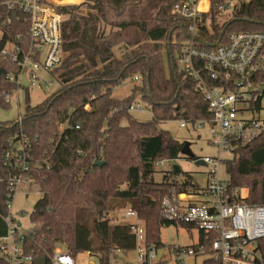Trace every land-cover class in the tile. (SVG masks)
Returning a JSON list of instances; mask_svg holds the SVG:
<instances>
[{
    "label": "trees",
    "instance_id": "1",
    "mask_svg": "<svg viewBox=\"0 0 264 264\" xmlns=\"http://www.w3.org/2000/svg\"><path fill=\"white\" fill-rule=\"evenodd\" d=\"M179 1L184 0H86L84 12L79 6L59 7L66 13L62 34L68 54L54 73L62 88L38 105H27L22 124L0 123V235L7 231V170L1 156L10 140L24 133L32 144V160L48 163L32 168L42 197L30 214L35 225L25 247L35 259L45 256L51 264L49 256L60 246L74 257L89 252L99 264H114L117 250L137 245L129 223L114 220L121 208L135 209L146 241L165 248L161 229L172 223L161 216V201L171 189L188 191L197 185L189 178L154 180L156 161L180 158L185 143L159 130L158 123L210 116L193 81L178 68L188 38L185 19L172 13ZM221 1L211 0L204 13L210 24L200 31V47L211 48L209 43L225 41L234 31H264V0H243L219 23ZM15 70L0 53V89L12 87L6 75ZM138 73L141 85L127 98H115L113 89ZM137 90L152 103L149 121L133 118L128 109ZM0 105L10 104L0 97ZM95 160L104 163L95 165ZM224 162L230 187L243 188L245 202L264 204V136L241 144ZM171 171L181 173L178 164Z\"/></svg>",
    "mask_w": 264,
    "mask_h": 264
},
{
    "label": "built area",
    "instance_id": "2",
    "mask_svg": "<svg viewBox=\"0 0 264 264\" xmlns=\"http://www.w3.org/2000/svg\"><path fill=\"white\" fill-rule=\"evenodd\" d=\"M202 1H179L173 5L172 13L185 19L188 29V38L178 57L181 70L207 103L210 116L193 122L183 118L179 123L208 124L217 153L193 158L202 159L209 167L207 185L197 186L193 191L171 189L161 201L160 214L168 222L197 228L203 233V238L192 247H171L173 262L177 264H184L187 258L200 253L209 255L207 264H264V204L245 202L244 189L231 188L229 180L221 175L224 160L237 147L264 136V117L259 114L264 97V31H234L211 48L200 47V31L210 24L204 13L211 5V0ZM201 4L205 6L202 8ZM61 6L59 0H0V53L16 67L6 75L12 87L0 89V97L6 103L10 104L13 93L16 91L18 95L21 88L46 89L54 85V72L68 54L63 48L62 24L66 13L59 9ZM230 8L232 0L217 4L219 13ZM132 79L143 81L139 73ZM150 104L149 100L133 101L128 109L146 110ZM22 121L20 117L19 124ZM10 143L11 147L1 156L7 170L4 215L7 231L0 235V264H35L37 259L25 247L33 228L29 232L23 230L22 222L13 214V199L23 186L35 183L33 165L39 168L48 163L32 160V144L24 133ZM170 161L158 160L156 165ZM114 220L128 222L136 235L139 264L162 263L165 248L159 259V247L146 241L144 222L135 209H122ZM49 259L51 264H77L76 257L60 246Z\"/></svg>",
    "mask_w": 264,
    "mask_h": 264
},
{
    "label": "rangeland",
    "instance_id": "3",
    "mask_svg": "<svg viewBox=\"0 0 264 264\" xmlns=\"http://www.w3.org/2000/svg\"><path fill=\"white\" fill-rule=\"evenodd\" d=\"M63 6H75L80 7L81 11H86L84 7L86 0H59ZM243 0H232V8L227 9L219 13L217 21L223 23L228 20L235 9L241 4ZM205 4H201L203 8ZM122 50L119 51L121 56ZM166 60H168V55L165 53ZM178 68L181 65L178 63ZM169 70V69H168ZM135 85H141L140 82L133 81L132 77L123 80L118 86L113 89V96L117 99H125L133 93ZM63 86V82L56 76L55 83L53 86L46 89L39 88L37 86H29L27 88H21L13 93L9 106L0 105V123L16 122L20 117L24 118L27 114V105L35 106L43 101H45L49 96L59 91ZM18 96V99L16 98ZM134 101H145L142 97V92L137 90L135 93ZM260 116L264 117V97L260 103ZM133 118L140 121H149L153 119V106L152 103L146 110H134L131 112ZM178 119H168L163 120L158 123V129H165L170 132V134L181 142L190 143V149L193 156L203 157L206 155H216L217 149L213 146L212 135L210 132V126L204 124L202 126H197L191 121L187 122V125L180 126V120ZM178 166L181 169V173L175 174L171 171L169 163H164L161 166L156 165V170L153 174V178L156 182H162L166 178L170 181L184 182L189 178L192 185H197L205 187L207 185V178L209 167L196 164L193 158L186 155H182L177 160ZM191 177H188V176ZM221 175L223 178H227V173L225 172V166L221 168ZM13 199V214L16 216L17 220H20L23 224V230L29 232L33 227L34 223L30 219V214L33 212L37 202L41 199L42 193L39 185L33 183L31 187H22ZM193 191L194 188H189ZM27 191L29 193L26 196ZM243 196H245L246 191L242 190ZM124 208L117 209L113 215L116 217ZM23 211V212H22ZM200 231L197 228H188L183 225H176L174 223L170 225H165L161 229V240L165 245V255L162 259L161 264H177L173 262L174 254L172 252V246H182V247H192L195 242L199 240ZM195 258L189 259L184 262V264H204L205 260L208 259L209 255L205 253H200L194 256ZM171 259V261L169 260ZM77 264H99L98 257L95 254L89 252L79 253L76 256ZM114 264H139L138 249L134 248L130 251L117 250L115 252V257L113 258Z\"/></svg>",
    "mask_w": 264,
    "mask_h": 264
},
{
    "label": "water",
    "instance_id": "4",
    "mask_svg": "<svg viewBox=\"0 0 264 264\" xmlns=\"http://www.w3.org/2000/svg\"><path fill=\"white\" fill-rule=\"evenodd\" d=\"M217 43H218V41L215 42V43H209V46L213 47V46H215ZM23 84H24L25 86H27L28 83H27L26 79L23 80ZM182 154H184V155H186V156H188V157H195V156H193L192 151H191V149H190V143H187V142L184 143V145H183V147H182ZM195 162H196V164H202V165H205V162H204L202 159H198V160H196ZM103 163H104V161H100V160H95V161H94V164H95V165H102ZM177 164H178V163H177L176 160H172V161H170V167H171V169H173L174 166L177 165ZM188 177H191V176L189 175ZM18 224H20V222H18ZM163 252H164V249H163V248H159V250H158V253H159V254H158V258H159V259L162 258ZM37 263H38V264H47V259H46V257H45V256H40V257H38V258H37Z\"/></svg>",
    "mask_w": 264,
    "mask_h": 264
},
{
    "label": "crops",
    "instance_id": "5",
    "mask_svg": "<svg viewBox=\"0 0 264 264\" xmlns=\"http://www.w3.org/2000/svg\"><path fill=\"white\" fill-rule=\"evenodd\" d=\"M200 235H201V232H200ZM199 239H200V237H199ZM197 242H198V241H197ZM197 242H195L194 244H196ZM194 258H195V257H189V258H187V260H189V259H192V260H193ZM169 260L171 261V259H169ZM187 260H186V261H187Z\"/></svg>",
    "mask_w": 264,
    "mask_h": 264
},
{
    "label": "bare ground",
    "instance_id": "6",
    "mask_svg": "<svg viewBox=\"0 0 264 264\" xmlns=\"http://www.w3.org/2000/svg\"><path fill=\"white\" fill-rule=\"evenodd\" d=\"M204 2V0L202 1V3Z\"/></svg>",
    "mask_w": 264,
    "mask_h": 264
}]
</instances>
